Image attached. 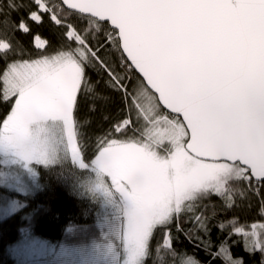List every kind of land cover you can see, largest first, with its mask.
I'll use <instances>...</instances> for the list:
<instances>
[{"label": "snow or ice", "instance_id": "6c2138e0", "mask_svg": "<svg viewBox=\"0 0 264 264\" xmlns=\"http://www.w3.org/2000/svg\"><path fill=\"white\" fill-rule=\"evenodd\" d=\"M7 8L0 10V98L15 99L2 118L0 151L45 166L74 195L108 210L102 245L111 264H149L162 248L167 264H200L177 258L170 228L183 231L181 217L209 264L221 257V264H243L228 255V238L212 250L201 208L213 197L234 208L238 182L257 196L264 189V0H8ZM13 12L24 15L13 19ZM42 14L61 29L56 46L49 52L50 41L36 33L37 55L9 60L23 50L5 30L29 34L28 22L42 24ZM107 46L118 62H110ZM101 85L120 97L126 114L95 136L88 156L80 102L107 101ZM258 214L264 217V199ZM227 223L264 264L257 225L247 232L235 218ZM158 230L162 243L153 246ZM30 254L90 264L84 248L41 246Z\"/></svg>", "mask_w": 264, "mask_h": 264}, {"label": "trees", "instance_id": "16d2710c", "mask_svg": "<svg viewBox=\"0 0 264 264\" xmlns=\"http://www.w3.org/2000/svg\"><path fill=\"white\" fill-rule=\"evenodd\" d=\"M8 0H0V10L7 13ZM21 0H17L20 3ZM29 3L30 0H23ZM46 4H59V0H44ZM23 12H13V19H19ZM43 15V23L36 25L29 21L31 32L23 34L22 32H12L11 28L6 29L7 35L4 37L10 39L14 47L22 49L23 54L19 52L9 53V60L12 59H32L37 55L38 50L33 48V36L39 33L41 37L50 41L49 52L56 46V37L61 31L49 19L47 14ZM72 23L79 26H87L86 22L79 21L75 18ZM108 26V25H107ZM0 36H4V32L0 31ZM97 37L104 39V33H98ZM19 41V44H17ZM105 52L108 54L110 62H118V54L110 51L107 46ZM3 64L0 63V68ZM89 76L93 80L98 79L94 70L88 69ZM127 82V81H126ZM102 94L107 95V101H93L91 98H81L80 102V118L88 120L89 123L84 125L86 137L89 139V150L87 155H91L92 141L95 136L105 131L117 119L126 113L122 112L123 105L120 97L111 91L104 90L103 85L100 86ZM14 99L6 102L0 98V125L2 118L11 110ZM95 102L96 110L91 111V105ZM107 117V119H105ZM39 188L34 194H20L14 191H8L0 187V194L17 200L22 204L15 212L0 220V264H12V259L8 256L7 249L10 245L17 242L24 232L29 231L34 236L47 240L55 245H66L74 247H85L93 243H97L102 239V232L99 222L102 219L101 205L91 201L87 197L74 195L71 188L59 178L56 173H49L45 166H35ZM67 172L68 169L62 170ZM237 189L244 192V196L240 195V191L235 192V207L232 209L223 208V202L216 197L210 201H206L207 208H201V211L208 217L210 228V239L213 245V251H219L221 240L228 238V255L242 260L243 264H261L262 254L257 251L246 250L245 237L243 234H235L233 226L227 223L233 218L237 219L238 225L243 226L245 231L251 232V226L257 225L256 231L258 238H264V217L258 214L261 199H264V189L262 195L257 196L254 192L249 191L247 183L238 182ZM215 209V216L212 211ZM223 221L225 228L221 230L218 225ZM180 226L183 231L177 232L175 224L170 228L173 236V247L182 255L178 259L187 260L188 257H194L200 264H209L211 257L204 247H198V241L195 236L188 234L191 224L186 223L181 217ZM231 235L229 236V234ZM203 239H209L204 233H198ZM162 231H157L153 246L157 241L162 243ZM236 241V243H233ZM222 258L213 261V264H221ZM169 253L167 249H161L159 252L154 251L149 264H167Z\"/></svg>", "mask_w": 264, "mask_h": 264}, {"label": "rangeland", "instance_id": "374dc122", "mask_svg": "<svg viewBox=\"0 0 264 264\" xmlns=\"http://www.w3.org/2000/svg\"><path fill=\"white\" fill-rule=\"evenodd\" d=\"M37 178L35 166L27 164L11 153L0 151L1 188L20 194H34L39 188ZM20 206L22 204L17 200L0 194V220L15 212ZM101 214L102 219L99 222L102 232L101 241L85 247L55 245L26 231L17 242L10 245L7 249L8 256L12 259V264H61V260L59 259L54 260L52 257L30 254V250L41 246H48L56 251L61 247L84 248L85 254L90 258V264H111L110 257L106 254L102 245L106 242L104 237L108 231L105 221L106 219H110V216L108 210L102 207Z\"/></svg>", "mask_w": 264, "mask_h": 264}, {"label": "water", "instance_id": "95a60500", "mask_svg": "<svg viewBox=\"0 0 264 264\" xmlns=\"http://www.w3.org/2000/svg\"><path fill=\"white\" fill-rule=\"evenodd\" d=\"M59 2H60V0H59ZM109 27H110V25H108ZM138 75V74H137Z\"/></svg>", "mask_w": 264, "mask_h": 264}]
</instances>
